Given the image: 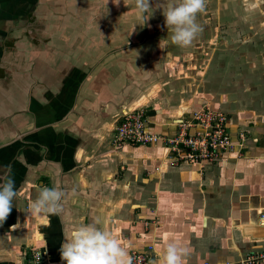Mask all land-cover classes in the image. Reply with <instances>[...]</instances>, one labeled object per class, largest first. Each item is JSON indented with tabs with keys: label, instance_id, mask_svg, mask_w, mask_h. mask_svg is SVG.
Here are the masks:
<instances>
[{
	"label": "crops",
	"instance_id": "crops-1",
	"mask_svg": "<svg viewBox=\"0 0 264 264\" xmlns=\"http://www.w3.org/2000/svg\"><path fill=\"white\" fill-rule=\"evenodd\" d=\"M36 1L40 0H0V67L13 62L10 37L17 34L12 29L27 20ZM104 16L111 34L107 46L82 50L65 85L34 101L42 109L23 125L39 130L27 137L35 148L27 152L32 160L21 176L15 175L21 179L15 181L18 195L0 224V264H23L28 246L40 247L46 260L50 254L61 261L59 249L73 226L90 223L110 230L129 255L132 250L150 254L149 264L169 241L187 247L183 264H241L245 256L264 251V124L258 121L264 118V99L254 95L261 90H251L253 66L243 68L242 62L231 63L230 57L229 65L215 68L206 83V68L201 77L192 74V68H202V59L189 66L190 48L203 39L201 32L190 46L176 45L188 64L184 69L178 63L182 68L177 73L178 65L169 55L171 31L162 35L159 45L150 39L127 46L143 34L144 21L134 0H121L119 7L105 0ZM29 51L50 58L57 53L44 44ZM71 54L76 58V52ZM5 85L1 80L0 99L9 97ZM141 93L138 105L145 110L147 128L163 136L175 135L177 120L204 102L227 110L233 140L237 141L239 130L246 135L239 143L243 155L195 165L174 161L162 141L115 145L111 135L116 121L109 115L122 99ZM249 94L253 101L245 102ZM71 107L76 113H67ZM250 117H255L254 124L246 125ZM46 158L64 166L65 196L60 215L37 217L29 213V203L42 186L57 188ZM75 165L79 168L72 171Z\"/></svg>",
	"mask_w": 264,
	"mask_h": 264
},
{
	"label": "water",
	"instance_id": "water-1",
	"mask_svg": "<svg viewBox=\"0 0 264 264\" xmlns=\"http://www.w3.org/2000/svg\"><path fill=\"white\" fill-rule=\"evenodd\" d=\"M163 2L164 0H151L154 11L145 14L150 18L142 26V36L137 43L132 40L133 42L127 46L147 44L150 39H156V44L158 41L159 45L162 35L171 31L165 25L161 8ZM104 9L105 0H40L33 5L27 20L18 23L13 31L10 30L17 35L10 37L14 46L11 53L13 62H10L7 68L0 67V72L3 71L0 73V81H6L7 85L4 88L9 90V97L0 99V167L11 165V175L16 182L21 179L15 175L18 173L21 176L27 162L32 160V156H28L27 152L31 153V150L35 149L32 146L33 142L27 137L39 130V127L33 125L31 128L23 129L29 118L35 119L37 112L42 109L39 104L33 105V102L42 100L46 92L65 85L75 68V61H79L82 50L91 48L99 50L107 46L111 34ZM158 19L160 20L157 21ZM89 31L93 37H89ZM75 32L78 33L77 37ZM58 34H61L62 38L57 36ZM39 44L46 45L47 49L56 50V55L50 58L49 55L29 51L36 49ZM75 52L76 58L71 54ZM66 56L69 57L67 60ZM142 97L143 93L122 99L109 115L111 121L113 119L117 121L122 115L138 107ZM69 111L76 113L73 107L68 110V114ZM111 121L109 120L108 124ZM45 160L52 166L57 177V189L62 190V178L66 173L64 166L57 160L48 158ZM78 168L79 166L75 165L72 171H77ZM47 260L48 264L61 263L54 260L50 254Z\"/></svg>",
	"mask_w": 264,
	"mask_h": 264
},
{
	"label": "clouds",
	"instance_id": "clouds-1",
	"mask_svg": "<svg viewBox=\"0 0 264 264\" xmlns=\"http://www.w3.org/2000/svg\"><path fill=\"white\" fill-rule=\"evenodd\" d=\"M120 2L121 0H112L117 7ZM134 5L135 11L144 22L150 18L145 14L154 11L151 0H134ZM205 7L206 0H164L161 8L165 25L171 30L170 39L174 45L187 47L196 39L202 31L196 17ZM17 195L11 165L0 167V224L10 215L12 201ZM64 196L65 193L61 189L42 186L37 197L29 203L28 211L37 217L43 214L60 215ZM59 252L61 261L66 264H132L129 251L121 244L119 238L95 223L74 225L70 235L62 242ZM187 252L186 246L169 241L155 252L152 264H183V257Z\"/></svg>",
	"mask_w": 264,
	"mask_h": 264
},
{
	"label": "rangeland",
	"instance_id": "rangeland-1",
	"mask_svg": "<svg viewBox=\"0 0 264 264\" xmlns=\"http://www.w3.org/2000/svg\"><path fill=\"white\" fill-rule=\"evenodd\" d=\"M197 19L198 24L202 28L200 38L203 39L197 42L195 46L190 48L192 55L190 56L191 62L189 66L195 65V61L197 62V60L202 59V65L200 66L202 68H192V74L195 75L198 72L199 74L197 75L201 77V75H205L202 72L206 68L207 75L204 79L206 83H209L215 68L219 69V67L224 68V66H228L229 58L231 57V63L236 61L239 63L242 62L243 68L253 66L251 80L254 84L252 83L253 86H251V90L255 92L257 90H261V93L254 95L262 96L261 99H264V0H206V7L203 12L197 14ZM180 54H183L181 48H177L176 45L171 43L169 47V55L171 57L170 59L173 60L172 62L175 67L176 64L178 65V69L176 70L177 73H181L180 71L182 68V65L178 63L182 62V64H184L182 61L183 57H181ZM209 63H211V65L207 66ZM183 68L187 69L188 64H184ZM199 70L201 72H199ZM239 72L241 74L243 71L239 70ZM224 73L225 72L223 69L222 75L224 77L226 76L224 79H228V72H226V74ZM192 74L189 75L192 77ZM208 97L210 99H214L215 96L210 94ZM250 97L251 94H249V97L245 96V102H248V100L252 102L253 99ZM204 103L195 109L200 110L208 108L209 110L223 114L225 116L226 131L228 132V135L235 146L231 150L221 151L215 157L214 161L205 162L203 165H209L213 162L222 161L226 155L235 154L237 157L243 155L241 152L242 150H240L241 144H239L242 142V139H245L246 137L243 130H239L237 133L238 135L236 134L237 141L233 140L229 130L230 115L227 110L225 112V109H215L209 106L206 102ZM195 109L189 111L187 118L190 119L192 117L193 112L196 111ZM254 118H246L245 121H248L246 125L254 124ZM258 121H260V124H264L263 117H260ZM194 130V128H191L190 132H193ZM112 132L111 141L114 143L115 136L114 131ZM166 136H164V138ZM162 143L163 146H165V149L167 147V155L171 154L168 148L169 143L167 144L165 140H163ZM23 195L26 196V192H24ZM261 253H264V251H261ZM146 256L147 264H149L151 255L146 254ZM257 256L258 255H255L256 258H254L255 260L252 263L241 262V264H260L262 261H260L259 257ZM246 258L247 256H245L243 260Z\"/></svg>",
	"mask_w": 264,
	"mask_h": 264
},
{
	"label": "built area",
	"instance_id": "built-area-1",
	"mask_svg": "<svg viewBox=\"0 0 264 264\" xmlns=\"http://www.w3.org/2000/svg\"><path fill=\"white\" fill-rule=\"evenodd\" d=\"M146 117L143 106H138L122 115L113 129L114 144L145 145L165 140L167 144L169 143L168 148L171 153L169 157L174 161L185 160L200 165L214 161L221 151L231 150L235 146L225 128V116L208 108L196 110L190 119L177 120L175 135L165 138L162 134L151 132L147 128ZM191 128L195 130L190 132ZM24 253L23 264H48L40 247L28 246ZM255 255L264 262V253L261 252L249 254L241 262L252 263L256 258ZM130 257L132 264H147V256L141 251L132 250Z\"/></svg>",
	"mask_w": 264,
	"mask_h": 264
}]
</instances>
